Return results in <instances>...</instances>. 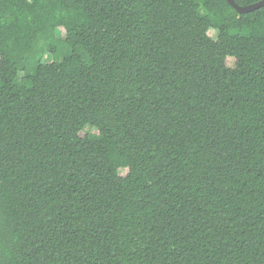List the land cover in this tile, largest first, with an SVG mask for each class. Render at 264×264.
Instances as JSON below:
<instances>
[{
    "label": "trees",
    "instance_id": "16d2710c",
    "mask_svg": "<svg viewBox=\"0 0 264 264\" xmlns=\"http://www.w3.org/2000/svg\"><path fill=\"white\" fill-rule=\"evenodd\" d=\"M0 264H264V7L0 0Z\"/></svg>",
    "mask_w": 264,
    "mask_h": 264
},
{
    "label": "rangeland",
    "instance_id": "374dc122",
    "mask_svg": "<svg viewBox=\"0 0 264 264\" xmlns=\"http://www.w3.org/2000/svg\"><path fill=\"white\" fill-rule=\"evenodd\" d=\"M209 36L211 37V38H213V39H215L216 38V34H215V32L214 31H209ZM61 58H62V54H58V55H56V56H51V55H44L43 57H42V61H44V62H47V63H50V62H60L61 61ZM227 66H229V67H232L233 66V63H234V61H233V59H227ZM85 132H88V133H90V134H94L96 131L95 130H93V129H89V128H86L85 129ZM84 135V133H81V136H83ZM125 173V171H121V174H124Z\"/></svg>",
    "mask_w": 264,
    "mask_h": 264
},
{
    "label": "water",
    "instance_id": "95a60500",
    "mask_svg": "<svg viewBox=\"0 0 264 264\" xmlns=\"http://www.w3.org/2000/svg\"><path fill=\"white\" fill-rule=\"evenodd\" d=\"M239 15L251 13L253 11L259 10L264 7V0H261L257 3L241 7L238 6L233 0H225Z\"/></svg>",
    "mask_w": 264,
    "mask_h": 264
}]
</instances>
